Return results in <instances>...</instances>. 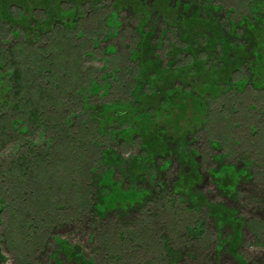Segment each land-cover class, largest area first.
I'll return each instance as SVG.
<instances>
[{
  "label": "trees",
  "instance_id": "trees-1",
  "mask_svg": "<svg viewBox=\"0 0 264 264\" xmlns=\"http://www.w3.org/2000/svg\"><path fill=\"white\" fill-rule=\"evenodd\" d=\"M246 1L248 11L236 22H230L225 32L209 13L211 0H0V147L15 139H26L36 130L47 132L55 126L51 145L56 146L59 140V148L67 145L70 149L74 134L67 128L78 123L77 148L83 152L79 150L77 155L84 163L88 155L93 156L95 162L84 164V171L90 170L93 185L99 188L111 183L123 189V184L127 183L126 189L142 199L148 198L152 190L162 196L171 188L181 201L190 202L195 211L205 205L207 217L213 219L217 227L226 219L234 221L232 215H226L228 210L223 212L224 207L208 203L195 191L200 177V164L195 156L199 153L189 148L194 139L188 138L193 136L194 129L178 130L175 122L159 123L157 118L170 119L178 104L172 99L176 89L188 88L195 100L199 101L198 97L206 100L203 95L223 86L242 65L249 53L246 50H252V45L262 37L259 30L264 25L262 0ZM68 3L72 10H60L61 4ZM57 6L58 10L50 12L49 8ZM236 28H240L241 35H237ZM127 29L130 30L127 32ZM230 37H238L241 42ZM113 38L129 39L125 56L130 62L129 86L120 84L116 69L102 74L98 80L92 71L83 77L69 66L73 58L78 63L79 56L93 57L92 50L86 53L88 41L95 48L105 43L103 53L116 56L117 45L109 43ZM79 43L80 48L74 49ZM188 56L192 64L185 60ZM103 62L101 71L107 69L109 59ZM178 62L186 67L187 74L178 75ZM72 77L78 78L76 83L72 82ZM243 78L227 86V92H233V97L238 87L243 91L244 85L252 81L250 77ZM116 82L120 87L126 86L124 90L129 91L131 98L101 107L90 104L92 97L106 96ZM77 95L81 97L78 98L81 111L74 115V108L70 109L71 118L63 116L67 128L58 127L60 113L53 117L46 107L62 108L66 102L76 101ZM263 96L260 95V99ZM198 103L197 106L204 105L202 101ZM253 105L252 109L256 108ZM262 111L264 108L260 109ZM110 120L116 121L117 127H112ZM251 121L250 131L254 133L257 123ZM89 123L94 125L93 129L85 132L88 129L83 126ZM229 130L232 131L230 126ZM41 134L37 141L25 142L23 151L16 149L11 155H0V168L8 173L16 171L19 184L22 179L26 182L32 175H28L29 170L36 171L44 159ZM119 143L136 148L138 153L122 157L114 147ZM173 160L180 172L175 178H166ZM245 165L249 169L250 164ZM116 172L119 178L115 177ZM199 196L203 201L198 200ZM93 208L97 210L96 203ZM202 225L203 222L197 220L194 228L200 230ZM32 244L33 239L29 246ZM62 244L59 246L63 249L58 248L52 256L65 250L75 262L97 264L91 258L86 260L75 246Z\"/></svg>",
  "mask_w": 264,
  "mask_h": 264
},
{
  "label": "rangeland",
  "instance_id": "rangeland-1",
  "mask_svg": "<svg viewBox=\"0 0 264 264\" xmlns=\"http://www.w3.org/2000/svg\"><path fill=\"white\" fill-rule=\"evenodd\" d=\"M60 6L62 11L72 10L69 3ZM248 7L246 0H211L209 13L226 32L230 22H236ZM49 9L53 12L58 6ZM235 32L241 35L240 28ZM259 33L262 37L252 45V50H246L249 53L242 65L223 86L203 95L206 100L203 97L195 100L188 88L176 89L172 99L178 104L170 119L157 116L159 123L175 122L178 130L194 129L193 136L188 138L194 139L189 148L199 153L195 156L200 164L195 191L208 203L224 207L223 212L228 210L226 215H232L234 221L226 219L218 228L214 220L207 217L205 205L195 211L190 202L181 201L171 188L162 196L152 190L148 198L142 199L126 189L127 183L123 184V189L111 183L99 188L93 185L90 170L84 171V164L95 162L93 156L88 155L84 163L77 155L79 150L83 152L77 148L76 132L80 124L67 128L63 123V116L71 118L70 109L74 108V115L81 111L80 96L77 95L76 101L66 102L62 108L49 104L46 107L53 117L60 113L58 127L67 128L74 134L70 149L67 145L59 148V140L56 146L51 145L55 126L47 132L36 130L26 139H15L0 147V155H11L16 149L23 151L25 142L37 141L42 133L40 147L44 148V159L36 171L29 170L28 175H32L26 182L22 179L19 184L16 171L8 173L0 168V264L82 263L71 260L65 250L52 256L58 248L63 249L59 246L62 242L80 249L86 260L91 258L97 264H264V111L260 112L264 108V96L260 99V95H264L263 24ZM230 38L241 42L238 37ZM109 43L117 45L116 56L103 53L105 43H99L95 48L88 41L86 53L92 50L93 57L79 56L78 63L73 58V62L69 60V66L83 77L92 71L98 80L102 74L116 69L120 84L129 86L130 62L125 58L129 39L113 38ZM80 45L75 44L74 49ZM118 57L121 58L118 60ZM104 59H109V64L101 71ZM185 60L188 64L191 62L189 56ZM176 68L178 75L187 74L182 63L178 62ZM246 76L252 81L244 85L243 91L238 87L234 97L233 92H227L230 82ZM77 79L72 77V82L76 83ZM126 86L120 87L116 82L106 96H94L90 104L93 102L101 107L124 102L131 98L129 91L124 90ZM221 90L227 93L223 94ZM218 92L221 93L219 97L216 96ZM184 99L187 100L182 103ZM200 101L204 102L202 107L197 106ZM251 104L256 108L252 109L254 105ZM228 120L229 124L226 123ZM251 120L257 123L254 133L250 131ZM110 121L112 127H117L116 121ZM93 126L92 123L84 125L83 128L88 129L84 131H92ZM151 127L153 130L154 125ZM114 147L124 158L138 153L136 148L121 143ZM74 154L75 157H68ZM246 163L250 164L249 169ZM82 170L84 174L80 179ZM178 172L179 167L173 160L166 178H175ZM115 177L119 178L117 172ZM203 197L199 196L198 200L203 201ZM95 203L97 210L93 208ZM197 220L203 222L200 230L194 228ZM190 228L194 230L190 231ZM31 239L34 244L29 246Z\"/></svg>",
  "mask_w": 264,
  "mask_h": 264
}]
</instances>
